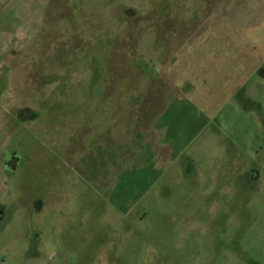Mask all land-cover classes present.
Here are the masks:
<instances>
[{"label":"rangeland","instance_id":"rangeland-1","mask_svg":"<svg viewBox=\"0 0 264 264\" xmlns=\"http://www.w3.org/2000/svg\"><path fill=\"white\" fill-rule=\"evenodd\" d=\"M0 264H264V0H0Z\"/></svg>","mask_w":264,"mask_h":264},{"label":"trees","instance_id":"trees-1","mask_svg":"<svg viewBox=\"0 0 264 264\" xmlns=\"http://www.w3.org/2000/svg\"><path fill=\"white\" fill-rule=\"evenodd\" d=\"M32 116L34 117V115H32ZM32 116H31V117H32Z\"/></svg>","mask_w":264,"mask_h":264}]
</instances>
